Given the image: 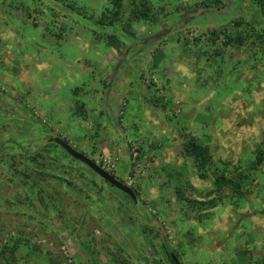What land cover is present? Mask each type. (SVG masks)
<instances>
[{"label": "rangeland", "instance_id": "374dc122", "mask_svg": "<svg viewBox=\"0 0 264 264\" xmlns=\"http://www.w3.org/2000/svg\"><path fill=\"white\" fill-rule=\"evenodd\" d=\"M141 3L154 21L134 18ZM262 3L122 0L109 25L98 20L110 0H0V249L19 241L9 264H264ZM190 137L205 148L200 171ZM218 175L238 190L217 188Z\"/></svg>", "mask_w": 264, "mask_h": 264}, {"label": "trees", "instance_id": "16d2710c", "mask_svg": "<svg viewBox=\"0 0 264 264\" xmlns=\"http://www.w3.org/2000/svg\"><path fill=\"white\" fill-rule=\"evenodd\" d=\"M262 2H263V0H259V3H261V6H263ZM110 4H111V8H110V10H108V14L112 15V16L109 17V16H106V14H104L103 17L98 20V23L104 24V22L107 20V23L109 25H111V24H113V21H115L117 19L118 15L120 13V8L122 6V0H110ZM142 5L143 4L141 3V7H142L141 9H136V8L131 9V13L134 16V18L138 19V20H143V21L144 20L145 21H154L156 14H151V13L149 14L150 10L149 9L147 10L146 7L142 6ZM71 7L73 8V6H71ZM76 9H80V8H76ZM104 19H106V20H104ZM108 38L113 39L112 42L114 44L117 43V40H115L116 36L109 35ZM247 40H248V37H244L243 35L242 36L238 35L236 37V43L239 46L242 45ZM52 143L55 144L54 142H52ZM55 145H57V144H55ZM204 149L205 148L203 146H201L195 142L193 137L188 138L186 140V142L183 144L184 154H186L187 156L191 157L194 160L193 165H195V167L197 168L198 171L203 169L207 163V157L205 156V150ZM67 156H69V155L67 154ZM91 160L94 162L93 159H91ZM262 160H264V159L260 155L258 157L257 161L261 162ZM200 175L202 176L201 173H200ZM215 181H216V187L217 188H221L223 185L228 184V183L232 184L233 191H237L239 188L238 182L236 183L235 181H233L229 178H226L224 175H218L216 177ZM133 192L135 194L134 190H133ZM135 197H136V194H135ZM135 201H133V202H135ZM18 242L19 241L15 239L13 241V244L2 245V247L0 249V264H9L11 262L15 252L18 249V244H19ZM163 248L165 250V254H166L167 258L169 259V261L174 263V259H173L172 255L169 253V248H168V245L166 243H163ZM7 253H9V255H7Z\"/></svg>", "mask_w": 264, "mask_h": 264}, {"label": "water", "instance_id": "95a60500", "mask_svg": "<svg viewBox=\"0 0 264 264\" xmlns=\"http://www.w3.org/2000/svg\"><path fill=\"white\" fill-rule=\"evenodd\" d=\"M51 141L57 144L58 146H60L71 158L87 166L90 170L96 173L104 181H106L107 183H109L110 185L118 189L119 191L129 196L130 199H132L133 201L136 200L135 194L129 186H127L126 184H123L118 179H116L114 176L106 172L103 168L98 166L95 162H93L85 154L73 148L68 142H66L65 140L59 137H53L51 138ZM169 253L172 255L170 250H169Z\"/></svg>", "mask_w": 264, "mask_h": 264}, {"label": "built area", "instance_id": "2783aa9c", "mask_svg": "<svg viewBox=\"0 0 264 264\" xmlns=\"http://www.w3.org/2000/svg\"><path fill=\"white\" fill-rule=\"evenodd\" d=\"M102 168V167H101ZM107 172V171H106Z\"/></svg>", "mask_w": 264, "mask_h": 264}]
</instances>
